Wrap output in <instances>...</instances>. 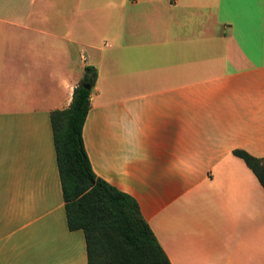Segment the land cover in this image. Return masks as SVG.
I'll list each match as a JSON object with an SVG mask.
<instances>
[{"label":"crops","instance_id":"0c3cea01","mask_svg":"<svg viewBox=\"0 0 264 264\" xmlns=\"http://www.w3.org/2000/svg\"><path fill=\"white\" fill-rule=\"evenodd\" d=\"M97 70L83 138L172 264H264V0H0V264H88L51 113Z\"/></svg>","mask_w":264,"mask_h":264},{"label":"trees","instance_id":"16d2710c","mask_svg":"<svg viewBox=\"0 0 264 264\" xmlns=\"http://www.w3.org/2000/svg\"><path fill=\"white\" fill-rule=\"evenodd\" d=\"M96 80L97 70L86 66L70 106L51 113L68 227L84 232L88 264H172L138 201L93 169L83 129ZM234 155L244 160L264 188V158L241 149Z\"/></svg>","mask_w":264,"mask_h":264},{"label":"water","instance_id":"95a60500","mask_svg":"<svg viewBox=\"0 0 264 264\" xmlns=\"http://www.w3.org/2000/svg\"><path fill=\"white\" fill-rule=\"evenodd\" d=\"M84 86H85L86 88L90 89V86H89V85L85 84Z\"/></svg>","mask_w":264,"mask_h":264}]
</instances>
